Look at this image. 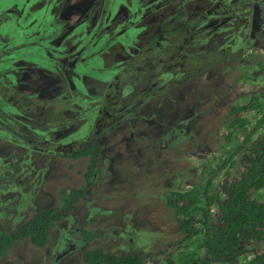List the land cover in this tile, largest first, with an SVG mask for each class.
Masks as SVG:
<instances>
[{"label": "rangeland", "instance_id": "rangeland-1", "mask_svg": "<svg viewBox=\"0 0 264 264\" xmlns=\"http://www.w3.org/2000/svg\"><path fill=\"white\" fill-rule=\"evenodd\" d=\"M91 1L66 0L65 2L62 0L61 4L58 3L54 12L60 14L58 22L63 23L65 31L70 29L85 11H99V5L96 3L94 5ZM106 1L110 2V0ZM140 1L134 5L131 0H124L121 3L112 2L113 5L117 3L114 9L119 11L118 16H120L124 9L130 13L135 12V14L143 12L144 5L147 3ZM11 2V0H0V35L8 38L12 37L15 24L7 16H12L11 13L4 12ZM25 2L26 0H23L22 3ZM221 3L223 4V2ZM101 4L105 9L103 0H100ZM204 4L202 1V6ZM210 4L205 8H208ZM2 13L5 15L2 16ZM164 13V10H160L143 20L146 23H153ZM141 16H145V14ZM93 20L94 18L91 19V21ZM8 22L11 23V29ZM141 22L142 17L139 18V24ZM49 25L46 32H50ZM209 27L206 25L203 28L206 34L203 32L204 38L202 37L198 41L201 45L191 52L209 51L218 45L224 47L222 46L225 45L224 41L233 43L229 38L222 37L234 31L236 34L238 30L237 27L233 28V26L227 25V22L219 23L218 28L214 31L208 30ZM31 34L36 35L37 31H33ZM3 41L5 42V40ZM244 41L251 47L250 37H246ZM55 43L54 39L51 45H55ZM255 43L257 45L255 47L252 45L241 59H232L228 64L218 63L206 72L199 73L197 71L195 77L173 86L166 95H156L155 97H159L154 103H150V108L162 106L166 110L164 113H168L169 118L174 120L199 111L203 124L207 120L214 119V114L222 117L227 104L235 105L237 104L236 100L239 103L243 102L240 99L246 96L249 92L247 90L250 88L247 80L255 79L257 76L259 83L263 80L260 75L252 77V72L259 70L258 66H261L264 75V34L259 35ZM229 47L233 51L237 50L234 48L235 45ZM8 51L12 52L10 48ZM236 54L233 52V55ZM241 63L247 64V66L244 67ZM251 64L254 65V68L251 67L252 70L247 72L246 68ZM23 65V61H14L11 64L12 68L6 73L12 79L20 73L15 82L17 91L38 95L42 94V90H53L59 86V84L50 81L52 80L50 73L42 72L35 66L19 69ZM27 71L29 72L24 73ZM182 77L183 75H180L178 79ZM240 77L243 78L238 79ZM87 87L89 88V84ZM125 119L126 116H123L124 124L122 123L123 125L120 126L125 137L124 144L117 141L118 137L114 138V132H109L103 138V146L99 148L100 156L95 166L98 174L93 177L88 191L72 212L51 228L46 245L43 248H36L28 240L18 239L4 254L0 255V264H80L81 250L94 248L114 254H121L128 250L142 251L147 254L150 264H165L167 258L174 261L178 255H181L183 251L180 248L188 245V242L177 243L181 235L175 227L174 216L161 202L159 195L169 185H175L176 187L172 186L173 189L180 188L182 180L176 176L180 174L189 178L193 168L204 166L213 158V155L209 153V141L206 149L196 151L201 154V157L194 160V157L191 158L193 152L191 145L186 144L189 149L176 150L172 145H169L167 148L172 150H167L165 145L168 143V138L161 135L159 130L156 128L153 130L152 127H148L141 121L128 122ZM214 123L216 124V122ZM196 124V120L192 119L184 125L191 132ZM222 128L223 125L220 124L217 129L222 131ZM36 129L37 131L44 130L40 127H36ZM217 129L215 125L207 124L208 138L206 137V139L212 140ZM1 137L0 229L12 230L23 223L34 210L56 206L58 189L77 188L83 185L82 174L85 170L86 159L72 160L61 157V155L50 158L41 157L40 159L37 156L28 157L25 151L18 147V144L5 141ZM192 137L199 143V135L198 138L196 134H193ZM106 140L112 141L106 143ZM130 140L134 141V145ZM172 151L175 152L171 153ZM199 160L200 165L198 164ZM111 171L114 173L113 176L118 171L122 172L124 178L136 175L138 184L129 186L128 189L123 186L119 191H114L117 188L114 186L117 177H106V174ZM151 172L155 174L156 180L153 179V176H149L150 181L141 176L147 175V173L150 175ZM211 186H214V182L211 183ZM11 199L13 200L11 201ZM13 204L14 207L10 209ZM82 229L96 230L97 236L81 245L78 242L79 231ZM127 240L130 242L127 243Z\"/></svg>", "mask_w": 264, "mask_h": 264}, {"label": "trees", "instance_id": "trees-1", "mask_svg": "<svg viewBox=\"0 0 264 264\" xmlns=\"http://www.w3.org/2000/svg\"><path fill=\"white\" fill-rule=\"evenodd\" d=\"M11 1L10 5L16 3L15 0ZM64 1L66 2V0ZM111 1L121 3L124 0ZM131 1L132 5L139 2V0ZM167 1L169 0H158L152 5L145 4L143 12H148L150 7L151 9L160 7ZM244 1L246 0L240 2L243 3ZM248 2L250 0L246 1L247 4ZM25 3L29 6L30 0H26ZM61 3L62 0L59 4ZM116 5L117 3H114L112 10H116L114 9ZM101 10H104L103 7ZM248 10L249 13L257 10L260 12L259 17L262 18L261 26L263 27L264 0H252ZM11 15L7 16L12 22L15 20L16 23L15 15ZM172 19L176 21L177 17H172ZM171 25L172 23L161 24L147 43V47L151 50L159 48V45H156L157 42L163 43L164 48L159 50L155 56L160 71L184 74L182 79L185 81L195 77L197 71L199 73L206 72L218 63L228 64L232 59H240L238 49L233 51L229 46L219 47V45L209 51L188 54L186 58L181 54L178 55L175 46L179 44V39L173 41L171 45H167V43L171 42L175 38L173 35L176 32H181L183 28L171 27ZM15 28L17 34L11 43H5L0 39V79H2L0 83V108L3 110L9 106V108L14 109L13 111L23 115L34 110L35 113L40 112L35 114L38 120H43V118H48L49 109L61 107L60 104L63 100L56 97L46 100L43 98L35 99L34 96L30 98L23 96L17 91L14 84L20 73L14 79L8 77L6 73L12 68L11 64L20 59H25V61L19 69L28 66L26 61H32L35 65L39 64L42 57L58 67L66 54L43 45L41 39L46 37L39 34L21 42L23 36L18 33L20 26L16 25ZM189 34L187 33L185 37L188 38ZM8 48L12 52H9ZM247 49H250V46ZM233 52L237 54L233 55ZM71 55L72 57L75 56L74 54ZM147 57L148 63L145 67H149L154 60L151 57V51L147 52ZM241 65L247 66V64ZM251 67L254 68V65L251 64L250 67L246 68V71H251ZM258 68V71L252 72V77L263 75L261 70L263 67L258 66ZM242 76L244 75L242 74ZM155 81V86L148 93L156 94L157 85H162L164 82L160 77L156 78ZM166 84L169 87L176 85L174 82ZM249 86L250 88L247 90L249 92L240 99L243 101L242 103L236 100L237 104L235 105L227 104L222 117L214 114L217 119H215L216 124L214 119L212 121L207 120L203 124L200 113L182 120L183 123H189L192 119L196 120L197 124L193 129L197 138L199 135L200 139L195 146L192 143L188 144L189 141H186L185 144L196 147L195 151H198L206 149L209 141V153L213 155V158L204 166L193 168L189 178L180 174L176 176L182 180L180 188L173 189L172 186L175 185L168 184L169 187L159 195L161 202L174 216L175 227L181 235L177 243L188 242V245L180 248L183 251L180 256L178 255L174 261L167 258L165 264H264V81ZM128 106L129 101H126L124 111ZM40 107L43 110H40ZM1 114L6 116L4 111ZM162 117L167 118V126L172 128L171 130H179L177 120L169 118L168 115ZM207 124L215 125L216 129L218 125H223L222 131L217 129L212 140L206 139V137L208 138ZM199 126L201 127L198 128ZM0 127L8 131L10 129L9 132L12 134L17 128V124L9 123L1 118ZM189 137V135L179 136V139H176L183 142ZM1 138L11 142L10 138ZM79 140L81 145H75L68 151H58V153L70 159L87 158L82 174L83 185L77 188L58 189L56 206L34 210L23 223L12 230L0 229V255L4 254L18 239H26L34 247L43 248L47 243V236L51 228L72 212L77 203L84 197L93 177L98 174L95 166L98 163L100 151L97 140L95 142H92L93 139L87 142H82V138ZM198 164L200 165V160ZM212 182H214L213 187L211 186ZM13 207L14 204L10 209ZM79 236L78 243L83 245L96 237L97 231L82 229L79 231ZM79 262L80 264H150L147 254L142 251L128 250L121 254H114L100 248L81 250Z\"/></svg>", "mask_w": 264, "mask_h": 264}, {"label": "flooded vegetation", "instance_id": "flooded-vegetation-1", "mask_svg": "<svg viewBox=\"0 0 264 264\" xmlns=\"http://www.w3.org/2000/svg\"><path fill=\"white\" fill-rule=\"evenodd\" d=\"M15 1V4L19 5L8 6L6 8L8 11L4 13L15 15L16 23L14 20V24L20 26L18 33L23 36L21 42L39 34L46 37L41 39L43 45L66 54L58 67L44 60V57L37 65L33 64L32 61H26L28 66H35L42 72L50 73L52 79L50 81L59 84L55 89L42 90V94L38 95L24 94L19 91L23 96L29 98L34 96L35 99L51 100L56 97L63 100L60 104L61 107L49 109L48 118L38 120L35 114L40 112L35 113L34 110L23 115L13 111L14 109L9 108V106L3 110L0 108V119L17 124L14 133L18 132L11 134L10 129L8 131L0 127V136L10 138L11 142L18 144V147L22 148L28 157L37 156L38 159L59 156L61 154L58 151H68L75 145L78 146L81 142L80 138H82V142H87L90 139H93L92 142L97 140L99 149L103 146V138L109 132H114V138L118 137L117 141L123 145L125 137L120 128L124 124L123 116H126L125 120L128 122L141 121L148 127H152L153 130H159L161 135L168 138L169 144L166 143L165 145L167 150H172L167 148L169 145H172L174 150L188 148V145L185 144L186 141H189L188 144L194 141L195 146L197 141L192 136L196 133L194 130L188 131L182 120L196 113L199 115V111H194L187 117H179L177 119L179 130L174 131L167 126V118L162 117L168 115V113H164L166 110L162 106L150 108V103H154L156 98L170 92V88L173 86L169 87L166 83L180 84L183 77L178 78L180 75L184 76L181 73L160 71L155 56L164 47L163 43L158 42L156 45H159V48L156 50L147 47L151 35L164 23H172L171 27L183 28V32H176L173 35L175 38L167 45H171L173 41L179 39V44L175 48L178 55L181 54L186 58L188 54L197 53V51H191L201 45L198 41L202 37L204 38L202 33L205 32L203 28L206 25L210 26L208 30L214 31L218 28L219 23L225 24L227 22V25L233 26V28L237 27L238 30L236 34L235 31L231 34L226 33L227 35L222 38L227 37L233 43L224 41L225 45L222 46L234 47L235 45V48L240 52L241 59L247 53V47L250 46L244 41L245 38L250 37L251 47L252 45L255 47L257 37L264 34V26H261L262 18L259 17L260 12L257 10L249 13L250 2L247 4V0L243 3L240 2L241 0H169L160 7L153 9L150 7L148 12H144L145 16H141L144 15L143 12L135 14V12H127L126 9L118 16L119 11L112 10L113 2L111 0L110 2L103 0L104 10H101L103 5H100V0H92L91 3L98 4L99 8H97L101 12L85 11L67 31L64 30L62 22V24H58L60 14L54 12L58 7V0H30L29 6L26 3H19L23 0ZM202 1L205 3L203 6ZM142 2L152 5L158 0H142ZM209 4L210 6L205 8ZM160 10H164L165 13L159 16L155 22L146 23L143 20ZM197 11H199L198 14L194 15ZM205 11L207 13L204 14ZM4 13L2 16L5 15ZM140 17H142V22L139 24ZM172 17H177V20H173ZM93 18L94 20L91 21ZM8 23L11 29V23ZM48 25L50 32H46ZM33 31H37V34L32 35ZM16 32L14 27L11 38L0 35V39L5 40V43L10 42L16 36ZM187 33L189 34L188 38L185 37ZM54 39L56 43L51 45ZM236 43L243 44L236 45ZM148 51H151V57L154 60L149 67H145L148 63ZM71 54L75 56L72 57ZM20 61H25V59H20ZM158 77L164 80L163 84L157 85L156 94L148 93L155 86V80ZM260 77L264 81V75ZM256 78L247 80L248 85L259 84L258 76ZM1 81L2 79H0V83ZM88 84L89 88L87 87ZM156 95L159 96L155 97ZM126 101H129V106L124 111ZM40 110L43 108L40 107ZM2 111L7 117L1 114ZM36 127L44 130L37 131ZM186 135L190 137L183 142L176 139ZM111 141L106 140V143ZM130 141L134 145V141ZM195 150L196 147H193L191 158L194 157V160H197L201 154L196 153ZM61 157L66 156L61 155ZM79 159H86L85 164L87 163V158L79 157ZM113 175L114 173L111 171L106 174V177H117L114 185L117 188L114 191H119L123 186L128 189L129 186L138 184L136 175L124 178L120 171L115 176ZM141 176L148 180L149 176H153V179L156 180L152 172L150 175L147 173V175Z\"/></svg>", "mask_w": 264, "mask_h": 264}, {"label": "bare ground", "instance_id": "bare-ground-1", "mask_svg": "<svg viewBox=\"0 0 264 264\" xmlns=\"http://www.w3.org/2000/svg\"><path fill=\"white\" fill-rule=\"evenodd\" d=\"M189 25V24H188Z\"/></svg>", "mask_w": 264, "mask_h": 264}]
</instances>
